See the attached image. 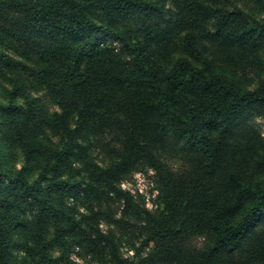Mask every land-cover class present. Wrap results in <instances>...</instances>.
I'll return each instance as SVG.
<instances>
[{"label": "trees", "instance_id": "trees-1", "mask_svg": "<svg viewBox=\"0 0 264 264\" xmlns=\"http://www.w3.org/2000/svg\"><path fill=\"white\" fill-rule=\"evenodd\" d=\"M252 72L264 0H0V135L25 157L17 171L0 160V264L16 250L32 264H264ZM172 136L187 148L178 170ZM144 169L158 209L122 187ZM127 230L140 245L124 256Z\"/></svg>", "mask_w": 264, "mask_h": 264}, {"label": "rangeland", "instance_id": "rangeland-1", "mask_svg": "<svg viewBox=\"0 0 264 264\" xmlns=\"http://www.w3.org/2000/svg\"><path fill=\"white\" fill-rule=\"evenodd\" d=\"M208 54H210L211 56L212 54L211 49H209ZM178 55H180V53ZM263 77L264 75L260 77V75H258L257 73L252 72V73H249L246 77H244L241 80V82L245 88L252 89L259 84L260 79ZM11 89H12V86L9 84V82H7L2 77H0V102L6 103L8 100H10V90ZM32 93L36 97H41L42 102L51 111L57 110V107L51 102L47 93L43 89L35 88L33 89ZM254 121L258 129L261 131L262 135L264 136V117H255ZM0 122H1V119H0ZM170 145L172 146L174 151H172L170 154L171 156L168 157V162L170 166L174 168L175 170L181 169L184 166V162L186 158V150H187L186 145L184 144L182 140L177 139L175 136H172L170 138ZM97 156L99 158V161L102 162L104 156L99 152H97ZM0 160L5 169L12 170V171L20 170L25 164V157L23 156V153L21 152V150L7 146L5 142L2 140L1 135H0ZM140 172L146 174L145 175L146 181H144L142 184L138 182V178L135 175L136 173H140ZM136 173L134 174L135 176L132 175L128 177L127 180L123 181V183H125L126 185L124 187L122 185V187L126 190H129V189L137 190L140 187H142L143 189L144 187L150 188V183L152 181V177L154 174H152L151 171L149 170L146 171L145 169L140 170ZM117 214H118L117 216L119 217L120 211H118ZM101 228L104 231H108L109 227L106 224H103ZM117 232L119 233V230ZM125 235H126L125 239L129 243V245L128 244L124 245L122 252L124 256H127L129 254L130 255L132 254V252L129 250L131 244L136 242V246H139L140 243L139 241H137L136 238L130 239L132 238L130 230H127L125 232ZM193 243L197 246H203L204 239L200 237H196L194 238ZM15 256H16L17 264H32V258L29 257L25 251L16 250ZM74 258H76V261L79 264H99L97 261L91 260L89 258H81L77 256H74Z\"/></svg>", "mask_w": 264, "mask_h": 264}, {"label": "built area", "instance_id": "built-area-1", "mask_svg": "<svg viewBox=\"0 0 264 264\" xmlns=\"http://www.w3.org/2000/svg\"><path fill=\"white\" fill-rule=\"evenodd\" d=\"M151 173L154 174L153 171H151ZM135 175L138 178V182L140 184H142L144 181H146L145 180V175L146 174L140 172V173H136ZM122 185L124 187L126 184L123 183ZM129 191H131L134 194H137V192L142 194L144 196V198H145L146 205H147V207L149 209H153L154 210V209H158L159 208V205L157 203V199H158V196H159V190L156 188V184H155V181L153 180V178H152V181L150 183V188L144 187V189H143L142 187H140L137 190L129 189Z\"/></svg>", "mask_w": 264, "mask_h": 264}]
</instances>
